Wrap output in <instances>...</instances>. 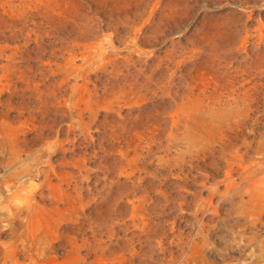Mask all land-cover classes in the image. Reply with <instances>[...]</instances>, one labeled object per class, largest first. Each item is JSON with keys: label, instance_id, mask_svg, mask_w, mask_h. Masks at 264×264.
<instances>
[{"label": "rangeland", "instance_id": "rangeland-1", "mask_svg": "<svg viewBox=\"0 0 264 264\" xmlns=\"http://www.w3.org/2000/svg\"><path fill=\"white\" fill-rule=\"evenodd\" d=\"M0 264H264V0H0Z\"/></svg>", "mask_w": 264, "mask_h": 264}]
</instances>
